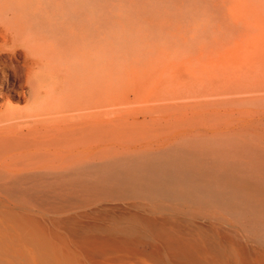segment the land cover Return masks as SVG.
Listing matches in <instances>:
<instances>
[{
  "label": "bare ground",
  "instance_id": "bare-ground-1",
  "mask_svg": "<svg viewBox=\"0 0 264 264\" xmlns=\"http://www.w3.org/2000/svg\"><path fill=\"white\" fill-rule=\"evenodd\" d=\"M6 1L0 264H264V33L225 66L109 78L10 53Z\"/></svg>",
  "mask_w": 264,
  "mask_h": 264
},
{
  "label": "rangeland",
  "instance_id": "rangeland-1",
  "mask_svg": "<svg viewBox=\"0 0 264 264\" xmlns=\"http://www.w3.org/2000/svg\"><path fill=\"white\" fill-rule=\"evenodd\" d=\"M5 1L0 0V6ZM6 3L2 20L15 37L10 53L30 48L38 53L41 48L56 71L74 56L87 57L94 71L109 78L121 68L157 62L170 71L188 61L196 67L225 66L234 54L245 58L250 51L258 52L264 33V0Z\"/></svg>",
  "mask_w": 264,
  "mask_h": 264
}]
</instances>
